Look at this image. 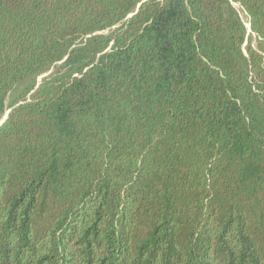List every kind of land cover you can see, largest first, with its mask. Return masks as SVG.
<instances>
[{
  "label": "trees",
  "instance_id": "1",
  "mask_svg": "<svg viewBox=\"0 0 264 264\" xmlns=\"http://www.w3.org/2000/svg\"><path fill=\"white\" fill-rule=\"evenodd\" d=\"M6 109L0 264H264V0H0Z\"/></svg>",
  "mask_w": 264,
  "mask_h": 264
},
{
  "label": "rangeland",
  "instance_id": "2",
  "mask_svg": "<svg viewBox=\"0 0 264 264\" xmlns=\"http://www.w3.org/2000/svg\"><path fill=\"white\" fill-rule=\"evenodd\" d=\"M236 7L238 8L239 10V15H240V18L241 20L245 23L246 27L248 28V22H247V17H246V14L245 12L236 4ZM248 33V31H247ZM252 37H254L252 35ZM52 71V69L46 71V72H43L39 75H37L36 77H32L24 82H20L18 83L10 92L7 93L6 97H5V106H7L10 101H12V99L14 98V95L23 90L24 88H26L30 83L36 81V83L40 82L44 77L48 76V74ZM7 111V109H6ZM6 111L4 112L3 116L5 115ZM2 116V117H3ZM1 120V118H0Z\"/></svg>",
  "mask_w": 264,
  "mask_h": 264
},
{
  "label": "water",
  "instance_id": "3",
  "mask_svg": "<svg viewBox=\"0 0 264 264\" xmlns=\"http://www.w3.org/2000/svg\"><path fill=\"white\" fill-rule=\"evenodd\" d=\"M248 27H249V24H248ZM9 110L6 111L5 115L1 118L0 120V124L5 120L7 114H8Z\"/></svg>",
  "mask_w": 264,
  "mask_h": 264
}]
</instances>
